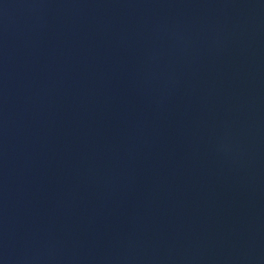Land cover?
Masks as SVG:
<instances>
[{
    "label": "water",
    "instance_id": "obj_1",
    "mask_svg": "<svg viewBox=\"0 0 264 264\" xmlns=\"http://www.w3.org/2000/svg\"><path fill=\"white\" fill-rule=\"evenodd\" d=\"M0 264H264V0H0Z\"/></svg>",
    "mask_w": 264,
    "mask_h": 264
}]
</instances>
